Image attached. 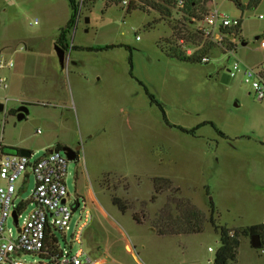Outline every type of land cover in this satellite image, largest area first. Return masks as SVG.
<instances>
[{
	"label": "rangeland",
	"instance_id": "rangeland-1",
	"mask_svg": "<svg viewBox=\"0 0 264 264\" xmlns=\"http://www.w3.org/2000/svg\"><path fill=\"white\" fill-rule=\"evenodd\" d=\"M215 3L242 20L237 53L229 56L216 47L208 63H190L170 58L158 44L181 27L176 10L169 18L148 7L129 10L109 0H84L80 17L68 26L69 0H0V59H12V68L29 79L24 92L29 95V86L38 83L49 64L47 52L54 53L59 90L39 92L49 101L59 96L69 101L63 110L70 118L59 134L77 154L68 163L67 202L72 205L77 193L81 198L71 231L66 238L56 233L62 247L70 248L76 224L88 210L93 219L84 229L83 246L93 257L106 256L112 264H208L220 245L212 224L196 234L157 233L155 221L166 216L165 209L178 216L177 198L188 199L205 217L212 202L216 222L231 229L264 224V101L250 92L241 73L232 77L228 70L234 60L250 66L264 60V36L256 38L264 35L259 18L264 0L244 10L232 0ZM63 30L71 51L61 70L57 41ZM8 70L0 75L8 76ZM8 101L0 97V104ZM165 118L188 129L200 127L188 134L168 126ZM10 127V116L0 111V139ZM34 132L41 135L40 129ZM155 176L173 183L157 198ZM34 185L31 176L17 201L27 202ZM89 192L100 208L87 201L84 209ZM113 196L127 205L126 212L114 205ZM78 248L73 241L72 253ZM237 264H264V247L254 248L251 237H241Z\"/></svg>",
	"mask_w": 264,
	"mask_h": 264
},
{
	"label": "built area",
	"instance_id": "built-area-1",
	"mask_svg": "<svg viewBox=\"0 0 264 264\" xmlns=\"http://www.w3.org/2000/svg\"><path fill=\"white\" fill-rule=\"evenodd\" d=\"M83 1L79 3L78 18ZM117 1L127 7H148L149 1L171 7L167 0ZM185 3L186 0H175L177 8L184 7ZM209 5L203 19L197 25L198 31L224 53L229 56L235 55L239 41L230 35L229 27L237 24L238 19H233L220 11L215 0ZM259 18L264 19V14H259ZM261 46L264 47V39ZM187 52L192 53V49L188 48ZM209 60V57L203 58L204 62ZM13 66V60L0 59V69ZM228 70L232 77L241 73L244 82L251 87V92L259 101H264V60L251 66L242 60H234ZM9 85L8 78L0 75V88L8 89ZM68 163L69 159L59 149L49 151L34 161L31 155L7 152L0 154V264H112L108 257L102 255L93 257L84 249V229L92 218L88 210L73 231L72 242L79 244L75 254L71 251L72 242L69 244L70 248H66L60 245L58 237L57 241L53 240L54 231L61 232L66 238L68 231L72 229L73 213L80 206L79 200L75 205L67 202L70 195L66 183ZM28 170L34 176L35 185L30 199L27 202H18V182ZM22 203L26 204L22 206ZM28 205L32 206L29 210ZM85 206L84 204V209ZM14 212L18 218L17 222L13 217ZM9 223L14 226H10ZM49 239L56 247L48 245ZM209 249L214 251L211 247ZM27 254L40 257L42 261L28 260ZM208 264H214V260H210Z\"/></svg>",
	"mask_w": 264,
	"mask_h": 264
},
{
	"label": "trees",
	"instance_id": "trees-1",
	"mask_svg": "<svg viewBox=\"0 0 264 264\" xmlns=\"http://www.w3.org/2000/svg\"><path fill=\"white\" fill-rule=\"evenodd\" d=\"M171 7L162 5L161 3L149 1L148 9H155L159 11L164 17H171L173 10L180 15L174 19H177L178 22L181 21V27L173 28V35L170 39H160L159 45L162 46L164 52L170 57L184 62L190 63H208L204 62V57H209L214 48L218 46L210 40H207L203 35L198 31L197 25L203 19L204 11L207 10L208 5L212 0H186L184 7L177 8L175 0H167ZM234 1L239 8L244 10L252 9L257 7L263 0H248L247 4L244 5L242 0H232ZM70 5L73 9V15L69 19L68 26H72L75 23V18L77 17L79 11V4L76 0H69ZM114 2H117L115 0ZM136 7H128L129 10L135 9ZM169 17V18H170ZM187 22V23H186ZM68 28V27H67ZM63 33L57 41V45L63 47L61 44ZM230 35H233L234 38L241 37L242 35V20L238 19V23L229 27ZM264 35H260V38ZM183 40V43L180 41ZM191 48L192 53H188L187 49ZM92 50V48H88ZM94 50V49H93ZM1 57V52H0ZM154 101V100H153ZM158 105L162 108L163 104L160 101H156ZM166 124L170 127H175L182 132L194 135L196 130L199 129L200 125L188 129L179 125L172 124L165 118ZM214 126V123L211 122ZM60 146L56 149L60 150ZM153 182V198H157L158 195L163 192L170 190L173 187V183L170 179L162 176H155L152 178ZM179 190V189H178ZM112 201L114 205L122 212L127 211V205L121 201L119 197L113 196ZM26 203H22L24 206ZM176 207L178 211V216H175L174 219L173 212L170 213V209H165L166 216L161 215L160 221L158 223V234L162 236L166 235H189L201 233L204 231L206 224L210 223L214 226V229L219 234L220 245L215 251L214 255V264H237L238 251L241 245V237H252L255 234H259L261 237L262 245L260 248L264 247V224H255L246 227H239L231 229L225 225L218 224L214 218L215 207L212 202H210V215L205 217V215L199 211L188 199L186 198H177ZM170 208V206L166 207ZM168 214V215H167ZM172 216V217H171ZM133 218L139 222V218L136 214L133 215ZM157 224V223H156ZM57 232H53V240L57 241ZM48 245L56 247V244L50 239L47 241Z\"/></svg>",
	"mask_w": 264,
	"mask_h": 264
},
{
	"label": "crops",
	"instance_id": "crops-1",
	"mask_svg": "<svg viewBox=\"0 0 264 264\" xmlns=\"http://www.w3.org/2000/svg\"><path fill=\"white\" fill-rule=\"evenodd\" d=\"M61 44L63 47L60 48L64 50V65H66L69 58V51H71V46H69V43H67L65 39L61 41ZM74 47L75 45L72 46V48ZM53 54L54 53L50 51L47 52L46 56L49 64L46 65L44 74L40 77L38 83L33 85L31 84V86H29L31 87L29 95L24 93L25 85H29V83H27L29 79L22 76L19 70H15V68L12 67L7 68L9 69V75L4 76H6L8 80L10 79V85L7 90L2 89L5 92L3 91L0 93V97L4 99V96L6 95L9 101L6 102V104H0V111H5L10 116L11 127L7 131V134L0 139V154L5 152L6 148H16L18 150L28 151L32 159V157L36 154H40V156H42L45 153L56 149L58 146L61 147L60 149L66 146V144L60 140L59 134L64 121H68L70 118L69 114H65L63 110L69 107V101L65 98H61V96H59V99L56 97V100L49 101L44 93L40 94L39 92L40 90L45 92L49 90V88L52 90H59V84H61V74L59 73L60 70L57 65H54L51 62L54 57ZM69 63L77 65L74 61H70ZM63 69L64 66H62L61 70ZM23 120V123H18ZM34 129L37 131L40 129L41 135L36 134ZM31 176L33 175L31 171L28 170L19 180L18 196L27 188ZM76 195L77 196L73 201L74 205L77 204V200L80 201L81 198L80 193H77ZM70 196L71 194L69 197ZM83 199L85 205H87L88 201L96 204V208H100L98 203H96L97 199L94 197L92 192H89V199L86 197H83ZM129 246L130 244L127 243L126 247Z\"/></svg>",
	"mask_w": 264,
	"mask_h": 264
},
{
	"label": "water",
	"instance_id": "water-1",
	"mask_svg": "<svg viewBox=\"0 0 264 264\" xmlns=\"http://www.w3.org/2000/svg\"><path fill=\"white\" fill-rule=\"evenodd\" d=\"M86 20H87V22L90 21L89 18H87ZM256 38L259 39L260 36H257ZM243 43H245V42H243ZM57 51H58V55H59V58H60L61 65L64 66V50L57 45ZM62 151H64L66 157L69 160H75L76 157H77L76 152L69 146H64L62 148ZM5 152L12 153V154L20 153L21 155H30V153L28 151H26V150H18L16 148H6ZM13 217H14L15 221L17 222L18 218H17L16 212L13 213ZM251 245L254 248H257V249L259 247H261L262 242H261V237H260L259 234H255V235H253L251 237Z\"/></svg>",
	"mask_w": 264,
	"mask_h": 264
}]
</instances>
